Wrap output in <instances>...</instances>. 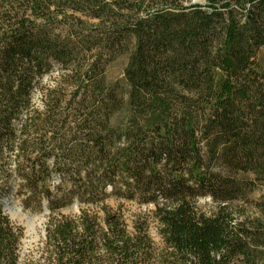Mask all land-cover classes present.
<instances>
[{"label": "trees", "instance_id": "obj_1", "mask_svg": "<svg viewBox=\"0 0 264 264\" xmlns=\"http://www.w3.org/2000/svg\"><path fill=\"white\" fill-rule=\"evenodd\" d=\"M262 50L264 0H0V264H264Z\"/></svg>", "mask_w": 264, "mask_h": 264}, {"label": "rangeland", "instance_id": "obj_2", "mask_svg": "<svg viewBox=\"0 0 264 264\" xmlns=\"http://www.w3.org/2000/svg\"><path fill=\"white\" fill-rule=\"evenodd\" d=\"M193 1L202 2L203 0H191V2ZM259 58L264 59V50L260 52ZM126 62L127 56H121L109 65L105 75L108 83L121 79ZM54 76L55 73H52L51 76L44 80L51 81ZM35 102L36 105H39L37 98H35ZM256 196H258V193L254 194V197ZM107 203L112 208L121 205L128 227H131V223L136 217L145 216L148 220V233L153 244L158 249L162 247L161 239L157 234V224L150 214L153 211L152 206L138 205L133 202H121V204H119L117 201L113 200H110ZM196 205L197 208L204 213L212 211L214 207L209 198L199 199ZM78 208L79 206L77 203H73L71 206L65 208L62 211V214L74 215L78 212ZM4 210L12 224L22 230V238L19 247L21 258L29 259L32 257H38L41 253V247L43 246L45 237L44 229L47 211L44 209L42 213L31 212L29 210H23L17 203L10 202H6Z\"/></svg>", "mask_w": 264, "mask_h": 264}, {"label": "water", "instance_id": "obj_3", "mask_svg": "<svg viewBox=\"0 0 264 264\" xmlns=\"http://www.w3.org/2000/svg\"><path fill=\"white\" fill-rule=\"evenodd\" d=\"M196 3H200V2H197V1H193L192 4H196Z\"/></svg>", "mask_w": 264, "mask_h": 264}]
</instances>
